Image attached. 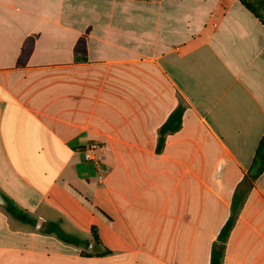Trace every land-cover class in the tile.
<instances>
[{
    "label": "crops",
    "instance_id": "0c3cea01",
    "mask_svg": "<svg viewBox=\"0 0 264 264\" xmlns=\"http://www.w3.org/2000/svg\"><path fill=\"white\" fill-rule=\"evenodd\" d=\"M263 136L264 24L239 0H0V193L33 220L0 205V264H210ZM223 264H264V172Z\"/></svg>",
    "mask_w": 264,
    "mask_h": 264
},
{
    "label": "trees",
    "instance_id": "16d2710c",
    "mask_svg": "<svg viewBox=\"0 0 264 264\" xmlns=\"http://www.w3.org/2000/svg\"><path fill=\"white\" fill-rule=\"evenodd\" d=\"M241 4L248 9L252 14L261 20L264 24V0H255V3L248 0H239ZM263 10L261 13L259 10ZM185 111L184 105H179L176 110L170 115L167 122L159 129L157 152H161L164 148L166 136L171 133L177 132L182 126V118ZM264 172V136L258 146L256 156L249 172L245 175L243 181L239 184L232 201L231 215L222 228L217 240L213 243L211 251L210 264H223L226 244L228 238L235 226L237 217L246 201L249 191L254 187L257 179ZM7 200V199H6ZM8 201V200H7ZM6 211L16 220L23 223L32 224L33 220L22 212L12 201H8V206L5 207ZM48 233H53L58 239L63 242L74 244L77 240L65 234L57 225L47 230ZM94 238L98 242V236L93 230Z\"/></svg>",
    "mask_w": 264,
    "mask_h": 264
},
{
    "label": "built area",
    "instance_id": "2783aa9c",
    "mask_svg": "<svg viewBox=\"0 0 264 264\" xmlns=\"http://www.w3.org/2000/svg\"><path fill=\"white\" fill-rule=\"evenodd\" d=\"M100 144L93 142L85 150V159L96 166L102 165L103 156L101 155Z\"/></svg>",
    "mask_w": 264,
    "mask_h": 264
},
{
    "label": "water",
    "instance_id": "95a60500",
    "mask_svg": "<svg viewBox=\"0 0 264 264\" xmlns=\"http://www.w3.org/2000/svg\"><path fill=\"white\" fill-rule=\"evenodd\" d=\"M0 205L4 207L8 206V201L1 193H0ZM42 228H43V220H40L39 224L37 225V229L40 230Z\"/></svg>",
    "mask_w": 264,
    "mask_h": 264
},
{
    "label": "rangeland",
    "instance_id": "374dc122",
    "mask_svg": "<svg viewBox=\"0 0 264 264\" xmlns=\"http://www.w3.org/2000/svg\"><path fill=\"white\" fill-rule=\"evenodd\" d=\"M248 1H250V2H253V3H255V0H248ZM261 13H263V10H259Z\"/></svg>",
    "mask_w": 264,
    "mask_h": 264
}]
</instances>
